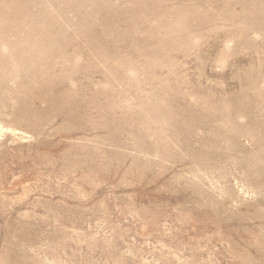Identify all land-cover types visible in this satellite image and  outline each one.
Returning a JSON list of instances; mask_svg holds the SVG:
<instances>
[{"label": "rangeland", "instance_id": "obj_1", "mask_svg": "<svg viewBox=\"0 0 264 264\" xmlns=\"http://www.w3.org/2000/svg\"><path fill=\"white\" fill-rule=\"evenodd\" d=\"M0 264H264V0H0Z\"/></svg>", "mask_w": 264, "mask_h": 264}]
</instances>
